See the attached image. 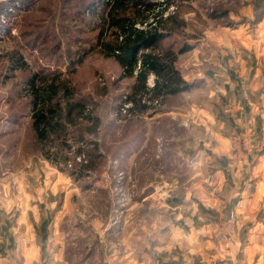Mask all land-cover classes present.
Returning <instances> with one entry per match:
<instances>
[{"label":"rangeland","instance_id":"obj_1","mask_svg":"<svg viewBox=\"0 0 264 264\" xmlns=\"http://www.w3.org/2000/svg\"><path fill=\"white\" fill-rule=\"evenodd\" d=\"M94 1L0 0V234L20 213L27 214L41 249L31 264H173L183 257L179 241L196 251H185L196 264L228 263L230 257L263 264L262 247L246 256L240 250L263 209L247 219L255 180L264 175L253 174L264 157V5L259 0H148L162 4L153 14L165 8L163 18L172 15L177 25L167 24L158 52L188 46L174 66L193 84L174 101L181 114L160 125L151 117L159 106L136 112L134 119L117 114L120 93L131 79L119 80L122 69L112 57L92 52L66 76L74 51L94 37L90 30L97 20L89 6ZM17 58L22 69L15 68ZM46 70L63 72L76 98L99 119L94 134L71 142L65 161L46 159L29 128L24 78ZM153 78L148 76L147 85ZM140 127V146L113 156L123 131L142 132ZM187 135L192 138L188 149L180 142ZM93 148L99 160L87 156ZM178 148H204L223 168L221 183L198 171L194 187L190 174H183L193 156H165ZM0 237L1 254L19 259ZM233 237L238 245L227 252Z\"/></svg>","mask_w":264,"mask_h":264},{"label":"trees","instance_id":"obj_2","mask_svg":"<svg viewBox=\"0 0 264 264\" xmlns=\"http://www.w3.org/2000/svg\"><path fill=\"white\" fill-rule=\"evenodd\" d=\"M259 1L260 5H264V0ZM161 5L148 0H95L89 4L91 15H95L97 20L90 30L95 34L90 44L74 51L76 56L68 63L66 76H72L92 52H97L105 58L112 57L119 65L123 74L119 80L131 79V84L119 96V99L126 96V100L132 103L130 110L135 114L131 118H136V112L153 108L146 104L147 100H160L158 109L152 114L165 113L177 107L174 101L179 94L193 88V84L185 82L174 66L177 55L189 50V47L184 46L176 52L169 49L158 52L159 42L167 35V24L172 22L175 24L172 26H177L172 15L163 18L165 8L153 14ZM95 7L99 8L98 12ZM14 62L16 69L23 68L19 58ZM149 75L154 77L151 88L147 87ZM63 77L64 73L58 70L30 72L24 78L22 88L27 99L29 128L34 142L45 158L51 161H65L72 144L80 142L85 133L94 134L99 120L90 115L85 100L76 98L70 81ZM166 121L160 118L155 123L163 125ZM144 128L147 130V127ZM154 128L149 132V141L155 135ZM140 129L142 132L135 131L134 134L124 130V134L115 141L113 156L137 149L144 139L143 127ZM81 151L78 147L76 153ZM87 154L89 159L101 158L94 148ZM172 154L167 152L165 156Z\"/></svg>","mask_w":264,"mask_h":264},{"label":"crops","instance_id":"obj_3","mask_svg":"<svg viewBox=\"0 0 264 264\" xmlns=\"http://www.w3.org/2000/svg\"><path fill=\"white\" fill-rule=\"evenodd\" d=\"M181 109L177 106L174 107L170 110H168L165 113L161 114H152L151 117L153 118V122L157 119L164 118L167 120H171V115L175 114L176 116H179L181 114ZM205 115L207 113L205 112ZM212 115V114H211ZM208 116V115H207ZM191 137L187 135L186 137L182 138L181 142V147L183 145H186V148H190V142H191ZM185 141V144H184ZM178 150L177 151H172L173 155L178 157L179 159L183 160L185 157H192L190 160H187L188 164H185L186 171L183 173L184 175L190 174L191 180H192V185L198 186V182L200 181L197 177L199 172H204L206 173L209 172L211 175L214 177L216 183L219 182L221 183L220 180L223 179V168L220 166L218 167L217 164L214 162L216 161L215 158L211 159L210 156L207 155V153H203L204 148H199L198 150ZM203 149V150H202ZM216 153L219 155L218 149H215ZM166 154V153H165ZM169 157H171L169 155ZM213 157V156H212ZM183 166V165H182ZM181 166V167H182ZM263 172L264 173V157H259L258 162L256 163L255 167L253 168V174L255 172ZM254 176V175H253ZM200 189V187H199ZM250 206L248 207V214L247 219L249 218L250 221H252L251 216L255 214V209L260 208L262 211H259V221L256 220V222H252L253 228L249 231L248 234V239L245 242V245L243 248L240 250L241 253L247 255V253L250 252H259L261 250V247L264 250V175L263 176H258V179L255 180V186L253 189L252 197L248 202ZM251 215V216H250ZM238 218H242L240 215H238ZM246 218V217H243ZM242 218V219H243ZM14 224L11 225L8 229L7 232H1L0 236H5V239L8 241L7 247L10 248V252H17V257L19 259H16L15 257H11V255L6 252L2 253L0 252V264H13L16 263V261L20 262V264H28L32 262H37L39 253L41 252L40 246L35 242V232L32 228V223L29 220V216L27 214L22 215L21 213L17 218L14 219ZM170 232V231H169ZM179 232V231H176ZM180 233V232H179ZM176 234V233H174ZM181 234V233H180ZM1 238V237H0ZM237 237L232 238V243H228L230 245L228 248L225 250L232 251L234 250V247L238 245L237 242ZM183 241H179L178 245V250L177 252L181 253L183 256L182 258H179L175 263L173 264H196L195 261H192L194 257H191V259L186 258L185 251L189 254H192V252H196L193 249H191L190 246H185V247H180ZM218 243V242H217ZM224 245V242L220 241L219 245L222 246ZM232 247V248H231ZM174 249L176 247H173ZM195 249L197 250L198 248ZM215 249H217V246H215ZM222 249V248H220ZM216 251V250H215ZM237 251V249H236ZM198 252V251H197ZM15 253H12L14 255ZM199 254V252H198ZM231 253L229 254V256ZM22 258V260H21ZM228 263H222V264H260L261 262H237L234 260L233 257H230V259H227ZM22 261V262H21ZM19 264V263H17ZM135 264H139L138 260L136 261ZM140 264H143L142 262ZM148 264V263H146ZM211 264V262L209 263ZM214 264H219L216 261H214ZM264 264V263H263Z\"/></svg>","mask_w":264,"mask_h":264},{"label":"built area","instance_id":"obj_4","mask_svg":"<svg viewBox=\"0 0 264 264\" xmlns=\"http://www.w3.org/2000/svg\"><path fill=\"white\" fill-rule=\"evenodd\" d=\"M152 86H153V82L151 84L147 85L148 88H151ZM143 102H145V101H143ZM146 104L150 105L152 107H158L160 105V100L159 99H153L151 101L147 100ZM131 108H132V103L130 101L126 100V96H123L122 97V103L117 108V114H119L120 116L123 115V117L127 116L126 118H130L134 114V111L130 110ZM69 164L70 163H67V165H69ZM239 204H240V202L237 201L235 203V208H238ZM229 218H230V220H233L235 218V212L234 211H231Z\"/></svg>","mask_w":264,"mask_h":264}]
</instances>
